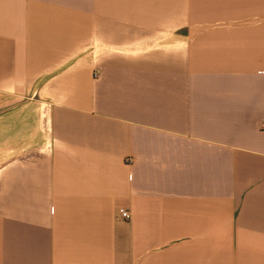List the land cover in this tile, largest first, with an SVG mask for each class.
<instances>
[{
  "label": "crops",
  "instance_id": "obj_1",
  "mask_svg": "<svg viewBox=\"0 0 264 264\" xmlns=\"http://www.w3.org/2000/svg\"><path fill=\"white\" fill-rule=\"evenodd\" d=\"M0 264H264V0H0Z\"/></svg>",
  "mask_w": 264,
  "mask_h": 264
},
{
  "label": "built area",
  "instance_id": "obj_2",
  "mask_svg": "<svg viewBox=\"0 0 264 264\" xmlns=\"http://www.w3.org/2000/svg\"><path fill=\"white\" fill-rule=\"evenodd\" d=\"M126 161L128 164L132 163V159H130V158L126 159ZM120 217L124 220H128L130 218V213L126 210H121L120 211Z\"/></svg>",
  "mask_w": 264,
  "mask_h": 264
}]
</instances>
